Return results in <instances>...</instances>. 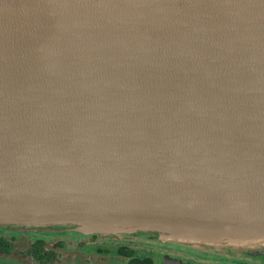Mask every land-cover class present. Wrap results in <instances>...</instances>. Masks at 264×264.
Wrapping results in <instances>:
<instances>
[{"label":"water","instance_id":"1","mask_svg":"<svg viewBox=\"0 0 264 264\" xmlns=\"http://www.w3.org/2000/svg\"><path fill=\"white\" fill-rule=\"evenodd\" d=\"M264 242V0H0V227Z\"/></svg>","mask_w":264,"mask_h":264},{"label":"flooded vegetation","instance_id":"2","mask_svg":"<svg viewBox=\"0 0 264 264\" xmlns=\"http://www.w3.org/2000/svg\"><path fill=\"white\" fill-rule=\"evenodd\" d=\"M132 234L79 233L72 226H1L0 264H264V242L211 246L157 240L153 249Z\"/></svg>","mask_w":264,"mask_h":264},{"label":"rangeland","instance_id":"3","mask_svg":"<svg viewBox=\"0 0 264 264\" xmlns=\"http://www.w3.org/2000/svg\"><path fill=\"white\" fill-rule=\"evenodd\" d=\"M30 225H27L26 227H29ZM43 226H50V227H65V225H43ZM25 227V226H24ZM78 231V230H76ZM79 233H86V232H82V231H78ZM135 232H144V231H135ZM111 233H115V234H132L134 233L133 231L131 232H124V231H121V232H117V231H114V232H111ZM148 235L149 234H153L155 235L156 238H159L161 240H165L163 238H161L157 233H151V232H144ZM143 236V237H137V243L138 244H141L145 247H147L149 250H152L153 249V245L156 244L157 240H151L148 236ZM179 242H182V241H179ZM188 243H191V242H188ZM196 244V243H195ZM196 264V263H195ZM197 264H201V262H197ZM203 264H225V262H218V263H203Z\"/></svg>","mask_w":264,"mask_h":264},{"label":"trees","instance_id":"4","mask_svg":"<svg viewBox=\"0 0 264 264\" xmlns=\"http://www.w3.org/2000/svg\"><path fill=\"white\" fill-rule=\"evenodd\" d=\"M0 249H1V247H0Z\"/></svg>","mask_w":264,"mask_h":264}]
</instances>
